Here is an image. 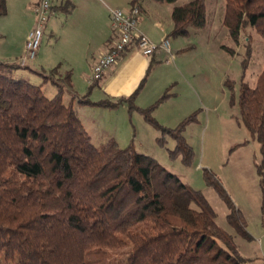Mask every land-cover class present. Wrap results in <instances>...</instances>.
I'll use <instances>...</instances> for the list:
<instances>
[{"label": "trees", "instance_id": "16d2710c", "mask_svg": "<svg viewBox=\"0 0 264 264\" xmlns=\"http://www.w3.org/2000/svg\"><path fill=\"white\" fill-rule=\"evenodd\" d=\"M139 9L141 0H128ZM174 4L179 0H155ZM51 10V9H50ZM0 0V15L5 14ZM170 35L188 36L207 24L205 0L170 11ZM222 25L235 46L247 27L264 41V0H225ZM41 43V42H40ZM230 54L231 47L224 46ZM246 44L243 66L250 60ZM28 69L0 61V264H251L239 254L232 235L217 225L205 197L155 159L120 148L114 139L98 146L73 107L70 72L58 66L39 74L38 84L15 75ZM17 73V72H16ZM99 81V80H98ZM90 84L89 89L96 85ZM116 103L79 99L82 105L128 104L146 122L174 141L168 157L189 166L193 151L183 136L195 114L166 129L151 117L156 104H133L140 86ZM54 92L46 95L44 88ZM168 96V95H167ZM163 96L160 100L167 97ZM239 118L259 145L264 164V62L255 85L240 84ZM165 145V138H156ZM205 183L228 209L227 223L249 237L240 211L208 172ZM264 260L262 261V264Z\"/></svg>", "mask_w": 264, "mask_h": 264}, {"label": "rangeland", "instance_id": "374dc122", "mask_svg": "<svg viewBox=\"0 0 264 264\" xmlns=\"http://www.w3.org/2000/svg\"><path fill=\"white\" fill-rule=\"evenodd\" d=\"M25 1L4 0L6 12L0 15L1 62L18 64L15 58L21 49L25 51L24 37L33 23L22 12ZM96 1L108 4L106 0ZM189 1L179 0L165 6L171 11L173 6ZM54 5L41 38V46L51 55L58 53L59 48L66 44L69 27H79L77 16L80 14L78 10L71 13L70 3L61 4L60 0H55ZM205 6L207 24L204 28H191L188 36H170L174 56L172 62L166 63L164 60L149 73L147 65L142 78L132 90L128 89L132 77L125 75L126 79L120 78L124 82L120 89L128 92L125 97L130 96L143 82L133 104L147 108L159 101L151 117L163 128H174L186 117L195 114L196 121L187 124L183 130V136L193 151L189 166L182 164L181 157H168L167 150L174 148V141L155 129L153 124L146 122L140 113L130 111L128 104L111 107L101 104L78 105L75 102L74 110L91 135L93 145L98 146L100 142L114 137L120 139V148L132 144L136 152L155 159L205 197L216 214L217 225L232 235L241 256L261 260L264 257V164L258 143L239 118L237 101L241 83L248 87L255 85L264 62V41L254 29L247 27L241 33L239 46H235L222 25L225 0H205ZM79 30L77 38L81 34L85 40L86 34L81 32V28ZM73 44L86 45L77 40ZM246 44H249L251 53L244 67ZM224 46L233 48L235 54L230 55ZM36 61L28 62L27 67L37 69ZM77 69L82 71L83 68ZM25 70L19 69L13 76ZM87 72L90 77L92 68L88 67ZM28 79L36 84L40 81L38 77L29 76ZM88 79L85 81L75 73L74 89L80 99L84 97L91 102H117L119 96L115 100L105 96L102 83L89 89ZM44 91L46 95H51L54 89L47 86ZM165 95H168L166 99L160 100ZM158 137L165 138V145L157 142ZM205 172L221 184L232 204L240 211L249 237L241 236L227 223L228 209L213 187L205 183Z\"/></svg>", "mask_w": 264, "mask_h": 264}, {"label": "crops", "instance_id": "0c3cea01", "mask_svg": "<svg viewBox=\"0 0 264 264\" xmlns=\"http://www.w3.org/2000/svg\"><path fill=\"white\" fill-rule=\"evenodd\" d=\"M106 1L108 2V4L96 0H60L61 4L70 3L72 5L71 13L75 12L76 10L80 12L79 16H77L79 17V20L77 21L79 27H77V29H75L74 26L69 27V29L67 30L68 39L66 40V44L59 48L58 53L52 55L50 53H47L46 49L42 47L40 43L35 58L37 60V69L28 67V69H26L24 72H18L17 75L29 80V76H32L33 78L38 77L40 79V77L38 76L39 74H48L53 68L57 66L58 75L61 77H63L65 73L69 71L71 89L70 91L66 90L63 94V97L66 101H70L73 98V107L75 102L78 105H82L78 103L80 96L77 95V91H75L74 89L75 73H78V75H80L83 79H85V81H87L89 77V74L87 72L88 67L93 68L98 58L104 55L112 45L113 32L110 26L108 9H130L128 0ZM37 2L38 0H26L24 3L26 5H22V12L24 13V16H28L29 19L33 22L30 24L31 27L28 29L27 34L30 29L33 28L35 23L33 10ZM54 3L55 0H52L51 10L47 21L49 20L51 12L55 8ZM139 12L140 15L138 19V29L143 35H145L155 43L160 42L166 37L170 40L172 22L170 18V10H167L165 4L156 2L155 0H141ZM31 15L33 16V18ZM80 28L82 29L81 32H84V34H86L85 40L83 39V36L81 34H78V38L76 36V33L77 31H80ZM154 30L158 35L155 34ZM43 36L44 33L42 37ZM26 37L27 35H25L24 37V45ZM75 39L78 42L86 43V45L84 47L82 45L73 46V42H76ZM173 41V43H175L176 40L174 39ZM22 52L24 53V48L21 49L19 55L15 58L16 61L23 55ZM164 60L165 54H163L162 52H157L152 56H142L134 49H130L126 51L119 58V60L105 72L103 77L98 82H96V85H100L102 83L101 88H103L105 96H107L110 100H115L117 96H119V98L125 97L128 92L122 91V89H120L122 88V84L124 83L121 82L122 80L120 81V78H125V75H127V77H132V83H130L128 89H133L135 86H137V82L142 78L143 72L147 65V72L149 73L152 69H156L158 65ZM62 66L64 67V69L60 70ZM81 67L83 69L82 71H79L77 68ZM87 85L90 86L89 83ZM131 90L129 92H131ZM139 106L140 105H138V107ZM76 113L85 130L87 131V128L83 124L80 115L77 111ZM108 139H114L119 145L120 139L118 140L114 137H109ZM241 257L244 258L243 256ZM257 259L258 261L252 262L251 264L262 263L264 257L261 260H259V258ZM246 260L252 259L247 258Z\"/></svg>", "mask_w": 264, "mask_h": 264}, {"label": "built area", "instance_id": "2783aa9c", "mask_svg": "<svg viewBox=\"0 0 264 264\" xmlns=\"http://www.w3.org/2000/svg\"><path fill=\"white\" fill-rule=\"evenodd\" d=\"M51 2L52 0H38L34 7L35 24L27 34L24 54L18 59L19 66H26L28 62H32L36 58L44 25L50 14ZM108 13L113 42L108 51L94 64L92 74L88 79L90 84L100 80L105 72L130 49H134L142 56H152L157 52H162L165 54L166 63L174 60L169 38L166 37L155 43L139 31L140 12L137 7L128 10L109 8Z\"/></svg>", "mask_w": 264, "mask_h": 264}]
</instances>
